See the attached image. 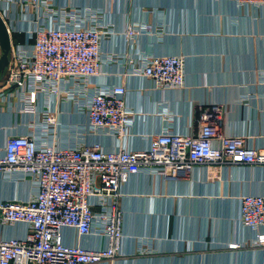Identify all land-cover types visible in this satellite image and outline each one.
Listing matches in <instances>:
<instances>
[{
	"label": "crops",
	"instance_id": "1",
	"mask_svg": "<svg viewBox=\"0 0 264 264\" xmlns=\"http://www.w3.org/2000/svg\"><path fill=\"white\" fill-rule=\"evenodd\" d=\"M52 1L97 13L111 28L101 52L117 58L102 62L93 80L124 84L126 105L133 110L128 131L115 136L89 131L87 114L77 101L41 93L34 103L54 112L58 145L144 149L152 135L166 128L194 131L199 106L210 103L223 108L222 134L246 135L264 145V6H242L235 0ZM0 10L13 46H31L34 38L27 30L36 26L29 21L31 10L24 13L19 3L7 0H0ZM129 27H136L137 34L127 37ZM170 54L185 58L181 88H158L150 79L129 74L130 64H139L145 55ZM44 127L38 113L24 110L19 96L0 100V155L9 137L45 133ZM35 192L33 180L0 173V201L25 200ZM121 193L124 236L111 264H264V243L254 244L257 232L240 222L241 195L264 194V166H199L178 179L140 172L128 177ZM26 231L21 222L0 223L1 238L24 237ZM61 233L66 243L105 244L96 234L79 235L70 227ZM258 233H264V226Z\"/></svg>",
	"mask_w": 264,
	"mask_h": 264
},
{
	"label": "built area",
	"instance_id": "2",
	"mask_svg": "<svg viewBox=\"0 0 264 264\" xmlns=\"http://www.w3.org/2000/svg\"><path fill=\"white\" fill-rule=\"evenodd\" d=\"M7 1L19 3L24 13L31 10L29 21L36 26L27 30L34 38L31 46H12L9 66L0 79V100L19 96L25 111L39 114L45 133L13 135L0 155V173L31 179L36 185L35 194L25 200L0 201V223L21 222L27 227L24 237H0V264H111L124 236L121 185L131 175L144 172L178 179L199 166H264V145L252 143L246 135L220 132L223 108L217 103L199 106L194 131L166 128L152 135L144 149L58 145L54 112L34 103L41 93L77 101L87 114L89 131L121 136L129 129L133 110L126 105V86L93 80L102 62L117 58L101 52L111 28L100 22L97 13L79 7L59 6L52 0ZM235 2L264 6V0ZM124 32L131 37L138 30L129 27ZM129 68L130 75L150 79L158 88L185 84V58L180 54L145 55ZM240 201L241 224L257 232L254 244H263L264 233L258 231L264 226V194L245 193ZM64 227L79 235L96 234L105 244L66 243Z\"/></svg>",
	"mask_w": 264,
	"mask_h": 264
},
{
	"label": "water",
	"instance_id": "3",
	"mask_svg": "<svg viewBox=\"0 0 264 264\" xmlns=\"http://www.w3.org/2000/svg\"><path fill=\"white\" fill-rule=\"evenodd\" d=\"M13 38L9 25L0 12V79L10 63Z\"/></svg>",
	"mask_w": 264,
	"mask_h": 264
}]
</instances>
